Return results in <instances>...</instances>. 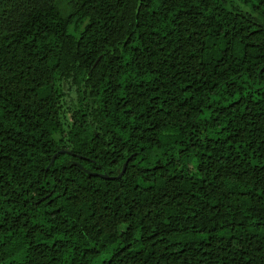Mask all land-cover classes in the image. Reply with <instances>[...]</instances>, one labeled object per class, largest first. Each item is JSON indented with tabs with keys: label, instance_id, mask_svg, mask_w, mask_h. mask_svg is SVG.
<instances>
[{
	"label": "trees",
	"instance_id": "trees-1",
	"mask_svg": "<svg viewBox=\"0 0 264 264\" xmlns=\"http://www.w3.org/2000/svg\"><path fill=\"white\" fill-rule=\"evenodd\" d=\"M0 264H264V0H0Z\"/></svg>",
	"mask_w": 264,
	"mask_h": 264
},
{
	"label": "rangeland",
	"instance_id": "rangeland-1",
	"mask_svg": "<svg viewBox=\"0 0 264 264\" xmlns=\"http://www.w3.org/2000/svg\"><path fill=\"white\" fill-rule=\"evenodd\" d=\"M70 97H75V94L73 92H71ZM59 135H60V132L57 131L56 136L58 137ZM169 168L171 170V176L173 178H177V179L182 178L184 176V173L186 170V168L183 167L182 165L179 166L178 168H176V165H174V164L170 165Z\"/></svg>",
	"mask_w": 264,
	"mask_h": 264
},
{
	"label": "water",
	"instance_id": "water-1",
	"mask_svg": "<svg viewBox=\"0 0 264 264\" xmlns=\"http://www.w3.org/2000/svg\"><path fill=\"white\" fill-rule=\"evenodd\" d=\"M54 157V156H53ZM53 157H52V160L50 161V163L53 161ZM127 161H128V158L123 162V164H122V166H121V168L120 169H117L118 170V174L116 175V176H120L123 172H124V170H125V167H126V164H127ZM49 166V165H48ZM47 166V167H48ZM102 177H112V176H108L107 174H105V173H102V174H100Z\"/></svg>",
	"mask_w": 264,
	"mask_h": 264
}]
</instances>
